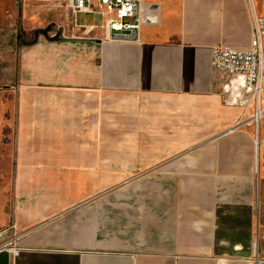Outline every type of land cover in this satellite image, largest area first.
I'll return each mask as SVG.
<instances>
[{"label": "crops", "instance_id": "crops-1", "mask_svg": "<svg viewBox=\"0 0 264 264\" xmlns=\"http://www.w3.org/2000/svg\"><path fill=\"white\" fill-rule=\"evenodd\" d=\"M17 5L0 0V39L13 30L21 40ZM143 6L153 19L140 43L110 40L101 15L77 13L60 36L36 31L21 47L0 113L14 98L22 235L0 248V264L264 261V145L258 170L248 91L211 63L216 47L250 45L248 3Z\"/></svg>", "mask_w": 264, "mask_h": 264}, {"label": "rangeland", "instance_id": "rangeland-1", "mask_svg": "<svg viewBox=\"0 0 264 264\" xmlns=\"http://www.w3.org/2000/svg\"><path fill=\"white\" fill-rule=\"evenodd\" d=\"M254 1H256L257 11L264 13V0ZM25 8H27L28 13L26 17L21 14ZM17 10L18 19H12V23H17V35L21 37V40L16 41V34H13V30H11L12 33L5 34L0 39V93L3 94L8 93L11 90V86H14L15 72L18 69L19 51L24 43L34 40L36 31L49 29L51 34L60 36L64 29L68 30L73 26L74 14L66 7L65 0H19ZM24 21L33 32L29 34L24 32ZM78 22L80 24L93 23L99 25L100 17L94 19V17L80 14ZM10 101L13 102V110L0 113L2 122H7V120L10 122V126H0V248L15 245V241L22 235V233L17 231L15 224V162L13 154L17 114L14 98H11ZM251 132L254 141L256 130L253 125H251ZM263 158L264 153L262 154V161ZM262 164L264 163L261 162ZM261 169L263 174L264 167H261ZM262 180H264L263 177ZM260 188L259 186L256 188L258 195L257 209L260 220L262 219L263 221L264 199L261 198Z\"/></svg>", "mask_w": 264, "mask_h": 264}, {"label": "built area", "instance_id": "built-area-1", "mask_svg": "<svg viewBox=\"0 0 264 264\" xmlns=\"http://www.w3.org/2000/svg\"><path fill=\"white\" fill-rule=\"evenodd\" d=\"M251 13V42L247 48L216 47L212 51L214 70L243 80L248 91L245 111H251L250 123L255 127V163L258 147L264 145V13L258 14L253 0H246ZM74 14H99L104 19L102 29L109 39L140 43L142 29L153 19L143 6V0H65ZM264 264L263 260H256Z\"/></svg>", "mask_w": 264, "mask_h": 264}, {"label": "bare ground", "instance_id": "bare-ground-1", "mask_svg": "<svg viewBox=\"0 0 264 264\" xmlns=\"http://www.w3.org/2000/svg\"><path fill=\"white\" fill-rule=\"evenodd\" d=\"M262 147H263V145L262 146H259L258 147V151H257V161H258L257 168H258V170H259V158H260V153H261Z\"/></svg>", "mask_w": 264, "mask_h": 264}, {"label": "water", "instance_id": "water-1", "mask_svg": "<svg viewBox=\"0 0 264 264\" xmlns=\"http://www.w3.org/2000/svg\"><path fill=\"white\" fill-rule=\"evenodd\" d=\"M49 29L41 31L42 34L46 35L48 33ZM39 33H37L36 35L38 36ZM56 40V39H55Z\"/></svg>", "mask_w": 264, "mask_h": 264}]
</instances>
